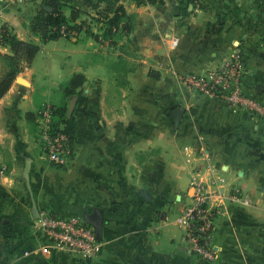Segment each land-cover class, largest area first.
<instances>
[{
    "label": "crops",
    "instance_id": "obj_1",
    "mask_svg": "<svg viewBox=\"0 0 264 264\" xmlns=\"http://www.w3.org/2000/svg\"><path fill=\"white\" fill-rule=\"evenodd\" d=\"M54 1L0 0V23L39 44L0 97V264H264V187L257 191L248 184L262 175L251 173L252 161L239 153L244 150L239 136L253 134L250 127L259 132L260 121L179 80L222 63L241 42L240 33L217 18L230 3L200 1L181 14L172 0H103L122 5L133 24L124 38L98 41L83 29L71 37L36 34ZM62 1L73 21L92 5V0ZM244 41L243 48L252 42ZM236 50L247 57L241 47ZM0 51L9 47L0 44ZM74 72L85 80L67 98L60 84ZM257 78L258 73L244 76L245 89L264 98L253 89ZM63 100L72 155L56 165L32 152L25 113L36 117L45 103ZM176 106L183 107L179 121L172 115ZM28 158L38 213L24 176ZM194 172L222 181L212 261L188 249L178 223ZM236 182L246 183L239 195L248 202L226 197L228 184ZM140 187L150 192L149 199L139 194ZM98 208L103 227L95 258L58 250L33 228L42 209L67 215Z\"/></svg>",
    "mask_w": 264,
    "mask_h": 264
},
{
    "label": "built area",
    "instance_id": "obj_2",
    "mask_svg": "<svg viewBox=\"0 0 264 264\" xmlns=\"http://www.w3.org/2000/svg\"><path fill=\"white\" fill-rule=\"evenodd\" d=\"M2 25L0 23V29ZM60 31L65 36L64 26ZM175 41L173 39L172 43ZM243 69L238 56L232 53L222 63L204 73L183 74L179 80L192 92L221 99L234 108L243 109L264 119V99L246 91ZM53 109L54 104L45 103L38 110L35 121L42 138L41 146L45 157L53 164L63 165L72 155L71 134L63 125L52 124ZM219 187L215 178L204 179L195 172L192 173L186 190V200L178 215L186 246L203 261H212L216 257L213 235L216 217L222 211L223 198ZM33 226L58 250L82 259H91L98 255L100 240L94 227L81 213L61 215L42 209Z\"/></svg>",
    "mask_w": 264,
    "mask_h": 264
},
{
    "label": "rangeland",
    "instance_id": "obj_3",
    "mask_svg": "<svg viewBox=\"0 0 264 264\" xmlns=\"http://www.w3.org/2000/svg\"><path fill=\"white\" fill-rule=\"evenodd\" d=\"M94 1H96L95 6L92 4L90 8L89 7L86 8V11H83V13H79L78 15L76 21L82 24L83 26L82 29L98 41H101L103 38L110 39L111 37L114 36L124 38L123 35L125 34L126 31L125 28H127L129 24V20H127L125 17H122L120 19L119 26L112 28V31L109 33L105 32L107 29L106 27H108L109 25L107 23H104L106 19V17H104V13L106 12L105 11L106 9L104 8L108 7L109 5L105 1L102 2L100 0H92L93 3ZM172 1L175 4L183 1L182 2V6H183V4L186 3L187 0H172ZM195 1L197 3L199 2L198 4L201 3L203 4L202 1H207V0H195ZM227 1L230 3V8H228V10L224 14H218L217 18L219 21H222L223 25H227L229 28H234L238 31V33H240L241 42L239 44L237 42L236 47L237 48L241 47V51L242 52L244 51L247 54V57L243 58L242 54L240 52H237L236 47H234L232 52L234 55L238 56V59L242 63V66L244 67L243 70L245 76L248 73H258V78H257L258 82L264 84V4L260 5L259 3L253 0H231V1L227 0ZM196 2L194 3L196 4ZM194 3L188 2L187 5V12L189 11L188 14L190 13L191 9H193ZM209 3H211V0ZM201 8L204 9L205 4ZM132 19L131 22L133 24ZM123 22L126 23L125 26ZM8 28L11 29L9 26ZM43 28L46 27L41 25L40 28H37L36 34L41 35L43 38H45L46 37L45 35H47L48 33L46 31L44 33ZM245 36H247L248 38L251 37L252 42H250L248 46H245L243 48L242 47L244 45L243 42H245L244 39L247 38ZM26 39L35 40L33 38H26ZM5 67L6 65L4 64L2 57H0V76L3 73ZM253 89L255 92H257L255 88ZM258 94H264V89L262 93H258ZM258 119L261 124L259 132L255 133L254 132L255 128L250 127L253 134L239 136V138L242 137L240 140H244L243 141L244 150L239 151V153L243 152L245 158H248L252 161V165L250 167L251 173L262 175V177L257 176V179L255 181H251L250 183H248L253 190L256 189L257 191H259L261 185H263L264 187V119L259 117ZM253 124L254 122L252 123L251 121L250 126H253ZM27 131L29 132L30 138L33 141V143L31 144L32 152H34L38 157L39 155L41 156L42 153L44 154L41 146L42 138L40 137L38 125L35 122V119L30 121V123L27 126ZM191 170H194V168ZM189 184H190V180L187 182V186H186L187 188ZM221 184L222 181L218 182L219 186ZM245 184L246 183H240V182H236V184L233 185L228 184L229 187L227 190L226 197L229 199L230 198L241 199L243 200V202H248L247 198H243L239 194H237L238 191H241V186L244 187ZM186 190L184 191V195L186 193ZM218 190L220 191V189Z\"/></svg>",
    "mask_w": 264,
    "mask_h": 264
},
{
    "label": "trees",
    "instance_id": "obj_4",
    "mask_svg": "<svg viewBox=\"0 0 264 264\" xmlns=\"http://www.w3.org/2000/svg\"><path fill=\"white\" fill-rule=\"evenodd\" d=\"M103 1V0H100ZM137 4L144 3H156L158 0H134ZM257 3L264 4V0H253ZM183 2V1H182ZM178 2L177 7L181 14H186L188 2H196L195 0H187L186 3ZM67 3L62 0H56L50 3L51 9L46 10L42 16L40 17L39 23L46 27L45 35L47 38H57L62 36L60 31L61 27L64 26L65 36H77L79 32L82 30L83 26L80 22L73 21L66 17L63 12V8ZM92 4L95 6L96 1ZM104 17H106L104 23H107L109 26L106 27L105 32H111L112 28L119 26L120 19L125 17L129 20V24L127 28H131L132 22L131 19L133 17L132 14H128L122 5L108 6L106 8ZM111 13V14H110ZM110 14V15H109ZM124 23V22H123ZM126 23H124V26ZM125 28V30H129ZM0 44L6 45L9 47L8 52L0 51V57H2L4 64L6 65L3 73L0 76V97L8 90L10 85L12 84L16 74L22 70V68L27 65L33 58L36 51L39 49V44L32 39H23L20 38L14 33L11 29H9L5 24L1 26L0 29ZM85 75L82 72H74L70 77H68L64 83L60 84V89L64 95V97L71 96L72 94L79 91L84 83ZM66 100L62 101L59 104L54 105V118L53 125H63L68 132H70L69 125L66 119ZM28 121H31L35 118V115L31 111H27L25 113ZM72 139V135H71Z\"/></svg>",
    "mask_w": 264,
    "mask_h": 264
},
{
    "label": "water",
    "instance_id": "obj_5",
    "mask_svg": "<svg viewBox=\"0 0 264 264\" xmlns=\"http://www.w3.org/2000/svg\"><path fill=\"white\" fill-rule=\"evenodd\" d=\"M263 88H264V85L262 83H260V82L256 83L255 90L258 93H262ZM73 102H74V100H73ZM73 102L71 103L72 105H73ZM182 113H183V107H181V106H176L172 109V115L176 121H179V119L182 116ZM30 166H31V159L28 158L26 160L25 166H24V176H25L26 183H27V186H28V189L30 191V195H31V198L33 201V209H34L35 213H38L36 204L34 203V196H33L32 188H31V184H30V175H29ZM138 192L144 199H149L151 196L150 192L144 187H140L138 189ZM82 215L94 227L95 232H96V236L100 240L102 237V227H103L102 209L98 208L97 210L89 211V212L85 210L82 212ZM37 216L38 215H36V217Z\"/></svg>",
    "mask_w": 264,
    "mask_h": 264
}]
</instances>
